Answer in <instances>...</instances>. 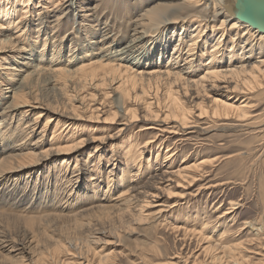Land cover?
Listing matches in <instances>:
<instances>
[{
  "label": "rangeland",
  "instance_id": "rangeland-1",
  "mask_svg": "<svg viewBox=\"0 0 264 264\" xmlns=\"http://www.w3.org/2000/svg\"><path fill=\"white\" fill-rule=\"evenodd\" d=\"M75 1H81L85 6H96V12L93 17H99V19L101 18V22H105L107 26L106 33L107 36H110L112 45L115 43L124 45L132 33V20L139 13H143L149 9L150 5L152 6L157 2V0ZM69 2L70 0H33L32 4L27 6V29H31L32 24L36 23L34 20L37 12L41 11L39 13L40 15H45L48 12L58 14L60 12L59 9L64 11V7ZM174 2L177 3L178 1ZM207 3V1L204 2L202 0L193 2L191 6L187 4L175 5L176 9H180L178 15L185 16L183 20H186L185 23L181 22V24H177L172 29H166L164 26L158 27L154 35L155 37L147 38L143 48L137 52L139 58L141 57L140 60L142 63L146 59H151L154 56L153 60L157 61L161 56L168 55L171 48L174 46L177 47L176 45H178L180 52L183 54L188 48V44L194 40L197 41L203 34L205 36L207 35V39H209L207 47L210 48V45L212 46L214 43H217V50L223 56L227 54L230 48H233V51L241 53L243 48L240 42L244 40V37L241 36L242 32L236 30L239 34L235 35L236 31L231 30L229 32L227 29H224V27L219 25L221 18L211 23L208 22ZM37 5L39 6L37 7ZM53 5L57 8L55 6L52 8ZM75 6L77 5L71 3V6L67 10L68 12L64 16V19H67L64 23V28L61 31L58 30L55 32L54 38L47 40L46 44L47 48L51 40L55 41L54 48L56 49V53H60L63 56L71 52L70 55L76 57L82 51V46L88 49L101 44V32L95 33L94 30L90 29L91 32L89 35L85 36L83 34V26L80 23L78 14L79 11ZM51 15L52 13H49L47 19L49 17L51 18ZM91 18L85 17L84 20L88 24L93 25L95 24V20ZM196 19L202 22L204 29L202 28V32L192 37L196 33L193 32L194 27L197 25ZM178 25L179 27L181 25L183 26L179 28ZM212 25L214 26L213 30L210 28ZM220 34L222 37L220 36L218 42L217 38ZM232 40L234 42L233 45ZM37 42L35 46L29 42V46L24 51L29 52L30 45H32L30 55L40 56V39H37ZM251 42L253 45L251 58H263L264 38L260 39L258 36H254ZM197 46L198 43L193 45L194 55L197 53ZM155 48L156 50H154ZM260 49L263 50L259 51ZM7 54H0V58L7 56ZM24 56H27L26 52H23ZM227 58H219L216 60V64L214 63L212 65H215L217 69L225 68L228 65L227 62L230 60ZM238 60L234 58L231 61V65L237 64ZM24 61L26 63L31 62L29 57L28 60L24 59ZM179 63L181 64L182 61ZM194 64L191 63V65ZM202 68L197 69L198 72L196 73H201L203 71ZM257 79L259 80H250L251 85L247 84V87H245L250 94L249 98H246L247 96L244 94L241 97L239 96L235 101V104L244 100V102H249L248 104L251 106V119L248 121L245 119H223L208 116L199 120L196 127L178 128L177 130L171 129L174 132H162L163 129L169 128L171 124L166 125L160 120H154L153 118L145 120L141 117V106L145 100H151L148 95H144L134 102H128L127 106L131 110L134 106L138 107L136 109L137 116L134 120L129 121L126 131L133 135L138 134L139 137L136 136L139 138L138 141H142L140 148L144 150V155L142 154L139 173L142 166L144 167V164L148 161L149 163L151 162V168L153 165L158 168L157 171L169 168L176 170L178 166H188L204 160L207 161L203 165V170H199L204 177L200 178V176H196L191 182L187 180L185 181L186 183H180V187H171L168 195L164 194L154 203L157 206H150V209L147 210L149 213L148 219L137 224H128L123 219H116L111 213L112 209H108L110 207L107 210L98 208L99 211L97 207L95 208L96 204L97 206L108 205L107 203H110L118 193L119 187L115 183L118 168L115 163L118 160L117 152L119 153L120 145H124L122 139L127 140L126 136L122 137L120 135L114 138L117 134L115 127L119 123V120H121V116L119 117L116 114L113 118L114 122H111L115 111L113 82H106L104 85H98L97 87L85 86L82 88L81 83L76 82V79L70 81L69 78H61L58 80L62 82V87L58 89H54L50 80L47 79L40 81L41 83L38 81L37 83L39 84L33 83V87L30 86L32 89L29 92V96L36 97L42 103L49 104L48 106H55L59 113H63L65 107H69L66 95L78 90L82 95H86L82 109H78L81 113V118L68 122L70 124L75 123L72 126V133L74 134H77L79 130V133H83L84 137H93L98 140L101 139V136H105V143H101V145L107 150V154L105 156L102 155L103 159L98 164L101 174L97 180L99 186L94 191V188L92 189L90 186L85 187L82 191L86 183L88 184L89 178L93 176L91 174L94 172L87 170L84 177L81 166L82 158H85L89 152H92L98 140L87 142L85 145L76 148L75 140L66 142V144L61 143L59 153L49 154L45 158L36 161L35 166L25 169L24 173L20 175V177L22 176L21 179L16 176L17 180L7 182L9 193L6 191L0 192L2 194L0 197V264H8L11 258L17 256L18 251L12 252L15 247L17 249L22 247L30 250L27 243L29 232L40 235L38 236L40 237L38 240L39 247L35 249V252H42L44 256L43 264H53V262L54 264H76L77 261L74 260H77L78 257L76 255L74 257L72 254L64 255V252L62 253L60 251V247L56 245L55 241L59 239L64 241L63 239L66 235L77 238L79 236L74 242L77 241L82 247L85 243L81 238L85 233L89 232L85 228L80 231H78L79 229L75 230L73 225L75 220H85L86 218L84 219L83 215L87 216V214L92 215V217L98 216L99 214L102 215L103 213L100 212L103 210H105L104 213L108 212L109 219L97 224L96 222H92L90 226L92 231L90 233H94L100 240L98 244L91 245V251L90 249L86 251L87 257L94 264H96V258L99 256L107 258L103 262L104 264H264V77ZM44 87L45 90H43ZM143 87L146 92L150 90V87V91H153L155 84L151 83L150 85H143ZM50 88H53L52 91ZM137 88L133 90L134 92L129 88L133 96L135 91L136 93L140 92ZM36 90L38 93H36ZM139 101L140 104H138ZM156 105L154 103L152 109L155 110L159 107ZM159 105L163 106L161 103ZM96 106H98V111L95 108ZM99 108L101 109L100 111ZM40 110V108L36 109V111ZM194 115L192 116L193 120L197 121ZM103 117L109 119V121L102 122ZM58 118L61 121L60 123L68 120L65 116H59ZM50 137L49 132L47 138L45 137V147H47V140ZM148 139L149 141L152 139L156 141L152 143L153 145L151 147L143 148ZM110 148H113L112 151H110ZM165 152L168 154L164 156ZM74 158L78 160L77 170L71 174L69 167L71 168L74 165ZM66 167L68 169L64 170ZM106 174H110L109 176L112 178V182L106 183ZM152 174L154 175L155 172ZM55 175H58L56 179ZM97 175L99 174L97 173ZM148 176H144L142 181L136 180L138 181V183L136 182V186L145 187L152 179L151 174ZM71 178L72 180H70ZM108 186V191H106ZM92 192L94 193L93 195ZM80 200H83L82 203H79ZM157 208L159 210H156ZM88 209L90 210L88 211ZM81 211L83 212L80 215H74ZM156 212L159 215L156 216ZM29 216L33 217L31 225H29L27 220ZM38 223H43L42 232L38 228ZM152 224H154V228H152ZM261 226L262 230L259 229ZM257 231L258 234H256ZM45 234H47V239H45ZM114 235H119L120 238L118 239ZM105 242L107 243L105 244ZM229 247H232L230 250H233L230 251L228 249ZM82 250L85 252V247ZM23 251L25 252L24 249ZM231 256L233 257L230 258ZM238 256L239 258H237Z\"/></svg>",
  "mask_w": 264,
  "mask_h": 264
},
{
  "label": "bare ground",
  "instance_id": "bare-ground-1",
  "mask_svg": "<svg viewBox=\"0 0 264 264\" xmlns=\"http://www.w3.org/2000/svg\"><path fill=\"white\" fill-rule=\"evenodd\" d=\"M174 1L178 2L176 3ZM197 1L202 0H157L154 5H150L149 9H143L145 11L143 13H139V15H137L136 18L132 20V33L130 34L128 41L124 45H120L119 43L112 45V40L110 39V36H107L106 33L107 26L105 22H101V18L99 19V17H93L94 13L96 12L95 5L85 6L81 1L70 0L66 7H64V11L59 9L60 12L58 14L55 12H48L49 10L47 11L48 13H45V15H40L39 13L41 11L37 12L36 18L34 20L36 23L32 24L31 29H27V6L32 4L33 0H0V54L8 53L7 56L0 58V192L6 191L9 193L7 182L11 180H17L16 176L19 178L20 175L24 173L26 168L35 166L36 161L45 158L49 154L59 153L61 143L66 144V142L75 140L76 148L85 145L87 142L98 140L93 137H84L83 133H79V130L78 133L74 131L77 134L72 133V126H74L73 124L75 123H71V125L68 121L79 120L81 118V113L78 111V109H82L86 98V95H82L79 90L73 91V93H67L68 95L66 96L69 107H65L63 113H59L55 106H48L49 104L46 105L42 103L36 97L29 96V92L32 89L30 86L33 87V83L45 81V79L50 80V83L54 89L62 87V82L58 80L61 78H69L70 81L76 79V82L81 83L82 88L85 86L97 87L98 85H104L106 82H113V100L115 102V111L111 118V122H114L113 118L116 116V114H118L119 117L121 116V120H119V123H117L115 127V132H117V134L114 138H117L120 135L122 137L126 136L127 140L122 139L124 145H120V149L118 150L119 153L117 152L118 160L115 163L117 164L118 168L115 179V183H117L119 187L118 193L110 203H107L108 205L97 206L96 204L95 208L97 207V210L98 208L107 210V208L110 207L108 209H112L111 213L116 219H123L128 224H137L148 219L149 213L147 210L150 209V206H157V204L154 203H156L158 198L164 194L168 195L170 193L171 187H180V183H183L187 180H190L189 182H191L196 176H200V178L204 177V175L199 172V170H203V165L207 162L206 160L201 161L200 163H193L188 166H178L176 170L169 168L163 170L160 169L159 171H157L158 168H156L155 165H153L151 168V162L149 163L148 161L146 164H144V167L142 166V169L139 173V169L141 168V158L142 154L144 153V150L140 148L142 141H138L139 138L136 137L138 134L133 135L126 131L129 121L136 118V109L138 108L134 106V108L131 110L128 108L127 104L130 101L134 102L139 100V98H142L144 95H148L149 99L151 100H145L141 106V117L145 120L149 118L160 120L166 125L171 124L169 128L167 127L168 129L165 128L162 130V132H174L172 131L173 129L177 130L178 128L196 127L199 120L208 116L211 118L223 119H245L246 121L251 119V106H249V102H244V100L235 104V101L239 98V96L241 97L244 94L247 96L246 98H249L250 94L245 88L247 87V84L251 85L250 80L252 79L257 81L259 80L257 78L264 77V56L260 59L251 58V52L253 51V45L251 42L252 37L254 39V36H258L260 39H263L264 33L258 32L256 29L251 28L248 24L228 15L219 0H203L204 2H208L206 4V10L208 13L207 21L211 23L221 18L219 25L224 27V29H227L229 32L231 30L241 31V36L244 37V40L240 42L242 43L241 47L243 49L241 47L239 48L242 49L241 53H243V55H241V53L238 51H233V48H230L228 49L227 54L223 56V54L219 53L217 50V43H214L212 46L210 45V48L207 47L209 39H207V35L205 36V34H203L200 39L197 40L198 42L194 40L192 43H189L187 46L188 48H185L186 50L183 52V54L180 52L178 45H176L177 47H172L168 55L165 54L161 56L157 61L153 60L155 57L154 55L153 58H149L150 60L146 59L144 63H142L140 60L141 57L139 58L137 52L143 48L147 38H152L156 34L158 27L164 26L166 29H172L177 24H181V22L185 23L186 20L183 21L185 16L178 15L180 9H176L175 5L187 4L191 6L193 2ZM71 3L77 5L75 7H77V10L81 12H78V14L80 17V23H82L83 26L82 31L85 36L89 35L91 30H94L95 33H102L100 38L101 44H98L99 46H92L88 49L85 48V46H82V51H80L79 55L76 57L70 55L71 52L66 56L56 53V49L54 48L55 41L53 40L48 43V47L46 48L47 40L54 38L55 32L58 30L61 31V29L64 28V23L67 20L66 18L64 19V16L68 12L67 10L71 6ZM38 6L39 5H37V7ZM54 6L55 5H53L52 8ZM49 13H52L51 18L49 17L47 19ZM85 17H92L91 19L95 20V24H88L84 20ZM196 23L197 25L193 29V32L196 33L193 34L192 37L197 33L202 32V22L196 19ZM182 26L183 25L179 27L178 25L179 28ZM210 28L213 30L214 26L212 25ZM237 34H239V32L236 31L235 35ZM220 36L222 37L220 34L217 38V41L220 40ZM37 39H40V56L38 57L30 55V51H32V45H30L29 52L24 51V49L29 46V42L35 46V44L38 43ZM197 43L198 49L197 53L195 52L196 54L194 55L193 45ZM233 43L234 42L232 40V45ZM154 50H156V48ZM261 50L263 49H260L259 51ZM23 52H26L27 56L23 57ZM28 57L31 60L30 63H26L24 61V59L28 60ZM223 57H228L230 59L227 62L228 65L225 68L221 66L222 68L217 69L215 65H212L216 62V60ZM234 58H237L240 61L238 60L239 63L237 62V64L231 65V61H233ZM203 60H205L204 63ZM180 61H182L181 64L179 63ZM191 63L195 64L191 65ZM202 66L204 67L202 68ZM199 68H202L203 71H201V73H196L198 72L197 69ZM151 83L155 84V89L150 91V87V90H147L146 92L143 85H150ZM53 88H50L51 91ZM129 88L132 89V91L136 90L137 88L140 92L137 91L138 93H136L135 91L133 96V93L132 91L130 92ZM43 90H45V87ZM43 90L41 89V91ZM36 93H38L37 90ZM129 94L132 95L131 100V95ZM154 103L155 105L157 104L156 106H159L155 110L152 109V105H154ZM160 103L163 106L159 105ZM138 104H140V101ZM38 108L41 110L36 111ZM95 108L98 111V106ZM100 110L101 109L99 108V111ZM193 115L197 121L193 120ZM59 116H65L68 120L60 123L61 121L58 118ZM105 121H109V119L103 117L102 122ZM49 132L51 137L47 140V147H45V137L47 138ZM104 137L105 136H101V139L96 142L92 152H89L85 158H82L81 171L83 176L87 173V170L94 172L91 174L93 176L89 178L88 184L86 183L82 191L87 186L92 187V189L94 188L93 191L99 186L97 180L101 173L98 164H100L101 159H103L102 157L107 154V150L103 148V145H101V143H105ZM155 141L156 140L153 139L149 141L148 139L145 142L144 147H142H151L153 145L152 143ZM112 149L113 148H110V151H112ZM166 154L168 153L165 152L164 156ZM74 159V165L71 166V168L69 167L71 174L77 170L78 160L76 158ZM154 168L156 169L154 170ZM66 169L68 168L66 167L64 170ZM154 172L155 174L153 175L152 173ZM97 173L99 175H97ZM150 174L152 179L145 187L136 186V182L138 183L136 180L142 181L144 176H150ZM109 175L110 174L105 175L107 179V182L105 181L106 183L112 182V178H110ZM57 176L55 175V179ZM70 180H72V178ZM108 188L109 186L107 187L106 191H108ZM15 193L17 194V192ZM93 194L94 193L92 192V195ZM1 195L2 194L0 193V197ZM78 196L80 195L78 194ZM84 200L86 201V199ZM82 201L83 200H80L79 203H82ZM89 210L90 209H88V211ZM156 210H159V208ZM104 211L105 210L100 212L103 213L102 215L99 214L98 216L92 217V215L90 216L87 214V216L83 215L84 219L86 218L85 220H75V223L73 224L75 230L79 229L78 231H80L85 228V230L89 232L85 233L83 237L81 235V239L85 243L82 247L77 241L74 242L79 238V236L77 238L74 236L72 237L71 235H66L63 239L64 241H62V239L55 241L56 245L60 247V251L62 253L64 252V255L72 254L74 257L75 255L78 257L77 260H74L77 261L76 264H94L93 261L87 257L86 251H89V249L91 251V245L96 243L98 244L100 240L94 233H90L92 232L90 226L92 222H96L97 224L109 219L108 212L104 213ZM82 212L83 211L79 213L75 212L76 214L74 215H80ZM157 212L156 216L159 215ZM27 220L29 225H31L33 217L29 216ZM120 225L122 226V224ZM153 225L154 224H152V228H154ZM38 228L42 232L43 223H38ZM259 229L262 230V226ZM110 231L112 232V230ZM112 234L114 233L112 232ZM256 234H258V231ZM45 235V239H47V234ZM38 236L40 235L29 232L27 243L30 250H26L22 247L17 249L15 247L12 252L18 251V254L20 255L16 253L17 256L11 258L9 260L10 263L8 262V264H43L44 256L42 252H35V249L39 247L38 240L40 237ZM114 236L118 239L120 238L119 235ZM106 243L107 242H105V244ZM83 247H85V252L82 250ZM230 248L232 247H229L228 249L230 250ZM230 254L233 255L232 252ZM232 257L233 256L230 258ZM240 257H242V255H240ZM237 258H239V256ZM106 259L107 258L104 256H99L96 258V264H104L103 262H105Z\"/></svg>",
  "mask_w": 264,
  "mask_h": 264
},
{
  "label": "water",
  "instance_id": "water-1",
  "mask_svg": "<svg viewBox=\"0 0 264 264\" xmlns=\"http://www.w3.org/2000/svg\"><path fill=\"white\" fill-rule=\"evenodd\" d=\"M228 15L264 33V0H219Z\"/></svg>",
  "mask_w": 264,
  "mask_h": 264
}]
</instances>
